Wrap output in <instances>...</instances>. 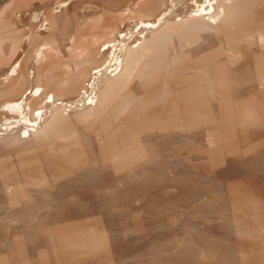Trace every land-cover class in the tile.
I'll return each instance as SVG.
<instances>
[{
  "label": "rangeland",
  "instance_id": "1",
  "mask_svg": "<svg viewBox=\"0 0 264 264\" xmlns=\"http://www.w3.org/2000/svg\"><path fill=\"white\" fill-rule=\"evenodd\" d=\"M144 2L0 0V106L59 77L79 40L102 63L104 40L153 19ZM248 2L125 111L62 106L55 135L11 144L23 124L0 107V264H264V43L241 37L264 34V0Z\"/></svg>",
  "mask_w": 264,
  "mask_h": 264
},
{
  "label": "bare ground",
  "instance_id": "2",
  "mask_svg": "<svg viewBox=\"0 0 264 264\" xmlns=\"http://www.w3.org/2000/svg\"><path fill=\"white\" fill-rule=\"evenodd\" d=\"M182 1L145 0L144 4H140V7L147 14L152 15L153 19H138L135 24L136 30L118 29L112 38L104 40L99 45L98 51L99 55L103 54L105 57L102 63L98 65L90 67L88 64L92 61L93 55L86 40H79L78 45H72L71 58L58 67L62 73L59 72L61 74L59 77L50 70L44 75L45 82L43 84H37L30 91L28 90V94L25 90L20 97L2 103L0 106L2 110L14 114L17 121L23 124L24 137L10 134L5 137L6 141L11 144L23 142L29 144L38 139V136L55 135L58 129L71 119L68 114H63L62 106L68 109L71 106L73 109L76 108L72 115L79 116V118L81 116L92 117L107 109L119 113L127 110L131 104L144 97L141 94L136 95L137 93L133 90L135 83L140 84L144 78L151 77L152 80L160 73H167L169 71L167 68L177 65L176 52L198 48L201 43L207 41L205 36L221 35V38L226 36L228 33L227 23L231 24L234 15L243 12L242 8L249 0H192L193 4L195 3V9L183 15L174 14L173 8L176 9V6ZM239 24L240 22L237 25L239 26ZM257 32L259 31L257 30ZM241 37L244 41L256 43V45L257 43H264L262 32L257 33V35L244 34ZM225 39L231 40V36ZM260 84L264 88V74L261 75ZM69 95H73L72 101L66 100ZM193 95L195 96V93ZM189 99L186 106L187 109L191 110L194 99ZM36 100L42 101L41 104L37 105ZM46 103H49L54 109L49 111L50 116H47L48 111L46 110L49 107L45 109ZM60 110H63V113ZM200 110L198 109V111ZM21 123L20 125H22ZM4 131H8V127Z\"/></svg>",
  "mask_w": 264,
  "mask_h": 264
}]
</instances>
